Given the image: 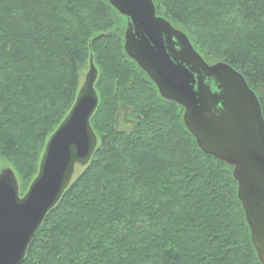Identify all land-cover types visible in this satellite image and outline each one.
<instances>
[{"label": "trees", "instance_id": "trees-1", "mask_svg": "<svg viewBox=\"0 0 264 264\" xmlns=\"http://www.w3.org/2000/svg\"><path fill=\"white\" fill-rule=\"evenodd\" d=\"M153 2L206 62L245 76L264 116V0ZM125 19L108 0H0V157L22 195L91 57L99 71V145L22 264H262L233 167L200 149L184 108L127 55Z\"/></svg>", "mask_w": 264, "mask_h": 264}, {"label": "water", "instance_id": "water-1", "mask_svg": "<svg viewBox=\"0 0 264 264\" xmlns=\"http://www.w3.org/2000/svg\"><path fill=\"white\" fill-rule=\"evenodd\" d=\"M127 19L124 48L160 95L184 108L183 121L200 149L233 167L252 242L264 264V116L245 76L230 64H210L189 37L158 16L153 0H108ZM89 71L65 119L48 139L39 171L20 195L11 168L0 171V264H22L47 214L99 144L91 118L99 106V72Z\"/></svg>", "mask_w": 264, "mask_h": 264}, {"label": "rangeland", "instance_id": "rangeland-1", "mask_svg": "<svg viewBox=\"0 0 264 264\" xmlns=\"http://www.w3.org/2000/svg\"><path fill=\"white\" fill-rule=\"evenodd\" d=\"M125 27L127 26V20L125 19ZM125 29V28H124ZM214 62H210V64H213ZM89 65L90 64H88V65H86V66H84L83 68H82V70H81V77H80V87L82 86V84L84 83V80H85V76H86V74H87V72L89 71ZM97 67V66H96ZM98 69V68H97ZM99 72V71H98ZM98 79V78H97ZM95 114V113H94ZM122 119V116L120 117V119H119V127L120 128H125V124H127V123H125L123 120H121ZM99 145V144H98ZM86 167V166H85ZM85 167H82V166H76V169H75V173H74V177H73V179L75 178V177H77L82 171H83V169L85 168ZM5 168H11V169H13L12 167H11V164H10V162H8L6 159H4V158H2V157H0V171L1 170H3V169H5ZM72 179V180H73ZM29 188V187H28ZM28 190V189H27ZM26 193V192H25ZM21 194V193H20ZM22 195V194H21ZM24 195V194H23ZM22 195V196H23Z\"/></svg>", "mask_w": 264, "mask_h": 264}, {"label": "bare ground", "instance_id": "bare-ground-1", "mask_svg": "<svg viewBox=\"0 0 264 264\" xmlns=\"http://www.w3.org/2000/svg\"><path fill=\"white\" fill-rule=\"evenodd\" d=\"M158 15V14H157ZM158 16H160V15H158ZM161 17H163V16H161ZM163 18H165V17H163ZM166 19V18H165ZM167 20V19H166Z\"/></svg>", "mask_w": 264, "mask_h": 264}]
</instances>
